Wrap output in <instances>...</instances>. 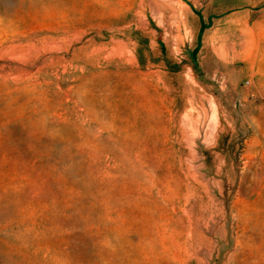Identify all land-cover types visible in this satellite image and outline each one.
<instances>
[{"label":"rangeland","instance_id":"374dc122","mask_svg":"<svg viewBox=\"0 0 264 264\" xmlns=\"http://www.w3.org/2000/svg\"><path fill=\"white\" fill-rule=\"evenodd\" d=\"M250 8L227 65L226 0H0V264H264Z\"/></svg>","mask_w":264,"mask_h":264},{"label":"crops","instance_id":"0c3cea01","mask_svg":"<svg viewBox=\"0 0 264 264\" xmlns=\"http://www.w3.org/2000/svg\"><path fill=\"white\" fill-rule=\"evenodd\" d=\"M251 0H226L229 13L211 27L210 44L215 56L227 65L249 60L257 45V31L251 22Z\"/></svg>","mask_w":264,"mask_h":264},{"label":"bare ground","instance_id":"6f19581e","mask_svg":"<svg viewBox=\"0 0 264 264\" xmlns=\"http://www.w3.org/2000/svg\"><path fill=\"white\" fill-rule=\"evenodd\" d=\"M174 209V208H173ZM187 216V215H186ZM129 235V234H128Z\"/></svg>","mask_w":264,"mask_h":264}]
</instances>
